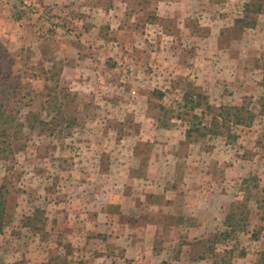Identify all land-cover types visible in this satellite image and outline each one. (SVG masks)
Instances as JSON below:
<instances>
[{"label": "rangeland", "instance_id": "1", "mask_svg": "<svg viewBox=\"0 0 264 264\" xmlns=\"http://www.w3.org/2000/svg\"><path fill=\"white\" fill-rule=\"evenodd\" d=\"M247 2L0 0V264H264Z\"/></svg>", "mask_w": 264, "mask_h": 264}, {"label": "trees", "instance_id": "2", "mask_svg": "<svg viewBox=\"0 0 264 264\" xmlns=\"http://www.w3.org/2000/svg\"><path fill=\"white\" fill-rule=\"evenodd\" d=\"M263 5H264V0H249V2L245 3L243 5V12H242V15L235 20V26H240L241 28H253L255 27V24H256V21L255 19H252L250 16H255L257 14H259L261 11H262V8H263ZM7 81V80H6ZM6 83V86H4L3 88L0 87V93L1 92H5L7 94V96H12L11 94H13V92H15L16 88H19L21 83H17V86L16 84L14 83V85L16 87H13V82H5ZM13 91V92H11ZM161 96V93L159 94ZM193 97L194 95H189V94H185L184 95V102L186 104L190 103V104H194L195 101H193ZM197 106H199V104L197 103ZM1 108H6L5 105H2L0 106V113L1 112H4L1 111ZM228 111V110H236L238 111L239 108L237 107H229V108H220V111ZM4 117V115L0 114V119ZM9 118H11V116H8ZM14 121V120H12ZM7 129H10V125L6 126ZM1 137H4V136H7L9 137L11 133H8L6 132V129L5 130H2L1 133H0ZM12 150H9V153H11ZM1 231V230H0Z\"/></svg>", "mask_w": 264, "mask_h": 264}, {"label": "crops", "instance_id": "3", "mask_svg": "<svg viewBox=\"0 0 264 264\" xmlns=\"http://www.w3.org/2000/svg\"><path fill=\"white\" fill-rule=\"evenodd\" d=\"M130 172H131V170H130ZM136 173V172H135ZM134 173V174H135ZM133 174V177H136L135 175ZM136 175H138V173L136 174ZM139 176V175H138ZM193 181H194V179H193ZM193 189H195V187H193ZM157 195H161L160 193H156ZM160 198H161V196H159ZM163 199V198H162ZM113 203V202H112ZM111 203V204H112ZM168 206H169V203L167 202V201H164V204H162V207L164 208V207H167L168 208ZM157 207V206H156ZM159 207V206H158ZM186 205H183V208H185L186 209ZM195 209L196 208H193L192 210L193 211H195ZM189 210V209H188ZM183 216H186V213L184 212V209H183ZM162 214H164V213H162ZM189 216H195V213H190V215ZM119 223H122L121 221H116V222H114V224H115V226L116 225H119ZM125 224H127V223H125ZM124 224V225H125ZM126 227V226H125ZM128 228V227H127ZM132 229L130 230V231H128V230H126L125 231V229H118V227H117V229H113V234H112V232H110L109 234H108V238L109 239H112L114 242H115V244H117V245H115V246H117V247H119L120 249H122L123 248V241H124V238L125 239H127L126 240V243H128V239H131V236L132 235H129V233L130 234H132V232H134V231H136V229L137 228H135V227H131ZM142 228V227H141ZM139 229V228H138ZM114 230H120L119 231V233H116V232H114ZM122 230H123V232H122ZM140 230V229H139ZM125 232V233H124ZM122 234V235H121ZM124 234V235H123ZM112 237H111V236ZM121 241V242H120ZM131 245H133L132 243H131ZM122 247V248H121ZM134 247H137V246H134ZM125 249H126V252L127 253H130L131 252V249H135V248H133L132 246H131V249H129V250H127L128 248L127 247H125ZM134 251V250H133ZM126 252H125V254H126ZM131 254V253H130ZM106 259V258H105Z\"/></svg>", "mask_w": 264, "mask_h": 264}]
</instances>
